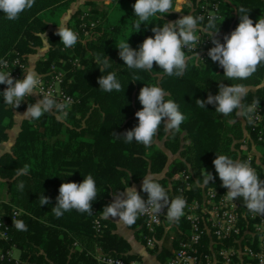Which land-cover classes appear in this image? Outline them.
<instances>
[{
  "label": "trees",
  "instance_id": "1",
  "mask_svg": "<svg viewBox=\"0 0 264 264\" xmlns=\"http://www.w3.org/2000/svg\"><path fill=\"white\" fill-rule=\"evenodd\" d=\"M72 1L35 0L33 7L14 21L7 20L0 12V58L18 54L25 60L26 55L33 53L45 38L47 49L34 62V70L44 73L50 64L59 66L64 71L63 88L74 97V103L63 120H57L50 113L38 120L23 118L10 150L0 154V179L6 183L7 202L21 210L10 223L8 242L1 243V246L13 245L20 259L33 264H91L89 249L94 244L129 262L134 256L127 252L128 243L113 232V223L103 218L102 213L114 195L123 193L132 184L152 175L164 187L166 181L177 178L178 171L187 169L198 183H203L205 175L201 172L207 170L214 179L204 186H214L222 192V181L213 161L222 154L233 160L237 157L235 149L244 147L240 142L244 129L259 155L254 170L264 180V117L262 123L254 125L245 116L242 127L235 113L223 116L215 112L214 105L206 104L201 108L196 103V100H207L209 94L217 95L221 83L225 86L242 84L248 89L243 103L250 105L254 100L259 101L257 106L264 115V64L258 66L248 79L227 80L223 68L210 59L208 52L200 62L184 50L188 67L182 77L164 75L155 63L151 72L129 69L119 58L115 42H126L129 38L130 47L138 50L146 38L154 37L152 28L185 15L171 8L172 13H158L142 24L139 31L134 27L137 17L133 5L136 0H110L114 9L119 10L118 18L112 23L106 13L96 14L93 9L96 0H84V4L91 6L88 8L91 15L87 10V17L99 16L100 21L93 28L95 33L91 38L82 43L77 41L71 50L73 55H69L58 35L49 32L43 38V34L48 24H56L59 15ZM189 6L192 12L194 0H190ZM218 8L220 17L216 18L215 28L209 31L223 29L232 33L240 22V8L248 11L254 25L259 18L264 19V0H221ZM76 21L79 23L78 19ZM207 23L208 19L201 25ZM216 39L225 42L220 37ZM73 57H77V65L71 63ZM103 61H107L109 67L106 68ZM109 73L116 74L122 86L120 91L99 89L98 79ZM144 86L163 88L168 93L165 100L176 102L185 116L179 131L169 132L161 124L150 147L135 140L125 143L124 137L113 135H121L138 126L135 113L142 110L138 96ZM5 89L6 85L0 84V141L6 139L5 131L12 124V111L33 104V101L22 102L15 109L6 105L2 96ZM243 158L240 155L237 161L241 162ZM25 165L29 166L28 174L17 176L16 171ZM89 174L97 187V196L91 202L92 213H79L73 209L57 218L51 210L56 206L61 184L82 183ZM20 182L24 183L23 191L18 187ZM142 183L135 190L145 200L147 193L142 191ZM175 183V186L179 185L178 178ZM198 189L193 186L192 193ZM42 196L49 198V204L41 206L39 199ZM0 205L4 208V216L10 220L11 207L4 202ZM94 219L101 224L98 232L92 227ZM16 220H22L27 231L17 230L13 225ZM140 224L138 216L134 224L125 225L137 235ZM161 233L160 228L157 229V237ZM171 241L175 247L176 241ZM74 242L77 245H73ZM166 255L167 248L158 253L159 258ZM0 264L9 262L0 260Z\"/></svg>",
  "mask_w": 264,
  "mask_h": 264
},
{
  "label": "clouds",
  "instance_id": "2",
  "mask_svg": "<svg viewBox=\"0 0 264 264\" xmlns=\"http://www.w3.org/2000/svg\"><path fill=\"white\" fill-rule=\"evenodd\" d=\"M35 0H0V12L9 21L19 18L20 14L30 10ZM172 0H136L133 5L134 16L137 17L134 27L140 31L141 25L150 18L164 13H172ZM239 24L236 29L225 36L224 43L215 38L218 31L214 29L216 17L210 16L208 23L201 27L202 16L184 15L182 18L164 23L163 26L152 28L154 37L146 38L138 50H133L127 41H121L117 48L119 58L129 69L153 71V65L163 70L164 75L182 77L188 67V57L184 49L189 51L197 46L199 37L197 32H205L211 37L215 45L208 51V56L213 62H218L224 70L227 80H245L250 78L258 66L264 64V19L255 23L249 18L246 9H238ZM60 37V43L65 48H72L78 40V35L68 27L61 25L56 33ZM197 58H200L196 52ZM99 62V58H97ZM3 63V62H0ZM104 66L109 67L107 61ZM163 77H161L162 79ZM99 89L104 92L121 90V83L115 73H109L98 79ZM0 84L6 85L2 96L6 105L18 108L25 97L38 94L36 90L41 85L37 73L28 69L22 80L14 81L11 74L0 71ZM41 91H43L41 89ZM248 89L242 84L225 86L219 85L217 95H208L207 100H196V103L205 108V105H214L215 112L223 116L235 113V117L247 116L249 121L257 109L259 101L254 100L251 105L243 103ZM168 93L159 86H144L141 88L138 100L142 110L135 113L138 126L121 135L113 133L116 137H124L125 143L135 142L150 147L154 143L161 124L169 132L179 131L185 116L179 111V106L172 99L165 100ZM72 103L71 98H65L58 102L51 92H47L42 99L27 107L22 116L38 120L45 113L56 116L57 120H63L67 116V109ZM19 115V114H18ZM214 168L222 181V187L228 191L225 198L234 201L243 197L245 207L254 215H264V180H261L256 171L247 163L234 161L227 155H219L213 161ZM29 166L25 165L16 171L17 176L27 175ZM214 177L207 173L204 185H208ZM19 189L23 191L24 183L20 182ZM142 191L147 193L145 201L134 188H127L123 193L114 197V202L107 205L102 213L103 218H119L127 225L135 223L139 214L152 212L160 214L167 207V219L170 222L178 221L183 216L186 201L182 197H176L169 203V198L164 187L157 182V178L149 175L143 178ZM97 196L96 182L91 174L83 179L82 183H63L59 188L56 206L52 208L53 214L60 218L65 212L76 210L79 213H92V201ZM41 206L49 204V198L42 196L39 199ZM19 231H27V226L22 220L13 222Z\"/></svg>",
  "mask_w": 264,
  "mask_h": 264
},
{
  "label": "built area",
  "instance_id": "3",
  "mask_svg": "<svg viewBox=\"0 0 264 264\" xmlns=\"http://www.w3.org/2000/svg\"><path fill=\"white\" fill-rule=\"evenodd\" d=\"M219 1L221 0H194L195 6L193 11H190V15L202 16L203 20L209 19L210 16L220 17L218 14ZM87 16L88 14L85 12L78 19L77 30L74 31L77 35L85 34L95 27L96 20ZM201 27L203 26L201 25ZM197 36L199 40L196 48L191 51L184 50L195 52L196 58L197 52L200 56L197 60L201 62L213 46L209 43L210 36L207 33L197 32ZM0 62H3L0 63V71L11 74L14 81L22 80L27 73L26 63L21 55L2 57ZM37 75L40 77L41 85L36 90L38 94L34 93L36 101L42 99L45 93L51 92L58 102L65 98H71L72 103L68 107L69 109L74 103V97L63 88L64 71L56 64H50L46 72L37 73ZM30 97L31 95L25 97L22 102ZM263 117L261 107L257 106L251 121L257 125L262 123ZM257 139L260 140L261 137H257ZM241 142L244 145L242 154L244 158L241 162H247L254 169L256 163L255 155L252 152L254 143L252 140L244 138ZM251 142L252 144H250ZM177 178L180 181L179 185L175 187L177 195L168 193L167 196L169 203L178 196L185 199L184 214L179 218V221L185 225L179 232L176 247L166 257L165 264H264V215H254L237 198L234 201L227 200L226 193L220 192L214 186H202L197 194L192 193L195 183L192 181L191 174L186 170L177 172ZM18 213H20L19 208L11 206L10 220H8L0 209V260H5L9 264H33L20 259L18 255H13V250H16L13 245L7 248L1 246V243L8 242L10 223ZM166 214L167 207L163 208L160 214L148 212L138 215L141 219L139 231L146 247L155 248L159 245L156 231L167 220ZM248 221H250L249 225ZM92 227L98 232L101 224L97 219H94ZM244 235L250 236L249 242L237 243V240L241 241ZM92 250L89 252L92 259L91 264L131 263V261L128 262L106 253L96 244Z\"/></svg>",
  "mask_w": 264,
  "mask_h": 264
},
{
  "label": "crops",
  "instance_id": "4",
  "mask_svg": "<svg viewBox=\"0 0 264 264\" xmlns=\"http://www.w3.org/2000/svg\"><path fill=\"white\" fill-rule=\"evenodd\" d=\"M101 0H96L97 3H99ZM73 4V3H72ZM107 8L104 9L102 12L106 13V16H109L108 9L114 10V4L108 0ZM119 13L116 17L118 18ZM111 19V18H110ZM115 19V20H116ZM113 20V22L115 21ZM61 22V21H60ZM57 20L56 24H48L46 27V30L43 34V38L47 33H54L56 34L58 32V28L61 25H66L65 22L60 23ZM47 49V43L45 41V38L42 41V44L38 47H36L35 51L33 53H30L26 55L25 63H26V70L32 69L34 70V62L37 58L43 56L45 54V51ZM35 71V70H34ZM31 100L33 101V104L36 103V99L34 98V94H31ZM27 110V107L19 109V110H13L12 111V124L9 128L6 129V139L0 141V154L3 152H8L13 144L14 138L16 136V133L19 128L20 121L23 118H27L26 116H22ZM19 114V115H18ZM139 183V182H138ZM133 185H136L134 189H136L140 184H132L129 188H133ZM6 183L4 179H0V200L1 196L5 192ZM115 195L111 198V203L114 202ZM114 225L113 232H115L117 235L121 236L129 245L128 253L133 255L134 258L131 260V262L134 264L136 261V264H165L166 257L169 255L170 251L174 248L171 244V240L176 241L177 245V238L179 236V232L183 229L184 225L182 222L175 221L170 222L168 219L162 223V226L158 227L160 228L162 233L159 235V245L155 248H148L143 243L139 241L137 238L138 236L134 233L133 229L128 228L125 223L119 220V218H108ZM176 238V239H175ZM172 242V241H171ZM176 247V246H175ZM167 248L168 249V255L160 257L158 256V253L161 249ZM150 250H153L151 252Z\"/></svg>",
  "mask_w": 264,
  "mask_h": 264
},
{
  "label": "rangeland",
  "instance_id": "5",
  "mask_svg": "<svg viewBox=\"0 0 264 264\" xmlns=\"http://www.w3.org/2000/svg\"><path fill=\"white\" fill-rule=\"evenodd\" d=\"M84 2V0H74V1H72V3L68 6V8L64 11V12H62L61 13V15H59V18H58V21L60 22V23H63V22H65V24L66 25H64L65 27H69L71 30H73V31H75V30H77L76 29V27H77V25H78V22L76 21V19H79V18H81V16H83V13H85L87 10H88V8H90L91 9V6H88V5H86V4H84L83 3ZM108 3V0H101V1H99V3H97L96 2V6L93 8V9H95L96 11V14H100L104 9H106L107 8V5H105V4H107ZM190 0H173V10L175 11V12H177V13H182V14H185V15H190V11H191V8H190ZM194 6H195V4H194ZM189 7V8H188ZM108 11L110 12L109 13V16L110 17H108V21H110V23H112L113 22V20H115L116 19V17H117V15H118V13H119V10L118 9H108ZM94 12V13H95ZM88 14L89 15H91V13L89 12V10H88ZM111 18V19H110ZM94 20H96V22H95V25L94 26H96L97 25V22H99L100 21V18H99V16H97V17H94L93 18ZM75 20V21H74ZM116 21V20H115ZM114 21V22H115ZM167 22H174L173 20H168ZM56 23H57V21H56ZM92 33H95V31H93V29L92 30H89V31H87L85 34H82V35H78V40L77 41H79V42H83L84 40H86V39H89V38H91V34ZM228 34H231V32L229 31V30H227V31H225V30H223V29H218V33L215 35L216 36V38H218V37H220L221 39H224V37L225 36H227ZM209 43L211 44V46H215L212 42H211V39H209ZM119 44V42L117 41V42H115V45H118ZM71 50H72V48H66V52L69 54V55H73V53L71 52ZM190 53V55H192V56H195L194 54H195V52H189ZM60 61V60H59ZM77 57H73V59L71 60V62H73L75 65H77ZM62 63H63V61H62ZM61 69V68H60ZM62 70V69H61ZM27 101H32L31 100V98H27V99H25V101L24 102H27ZM240 121H241V126L243 127V124H244V121H243V119H242V117H237ZM242 137L244 138V139H249V136H248V134L246 133V131H245V129L243 130V133H242ZM242 138V139H243ZM241 139V140H242ZM241 140H240V142H241ZM158 145H160V142H158L157 143ZM250 144H252V142L250 143ZM253 145V147H252V152H253V154L255 155V158H256V161H259V155H257V153H256V150L255 151H253L254 149H255V146H254V144H252ZM237 150V157L238 156H240V155H242L243 154V152H244V149L243 148H241V150L240 149H235V151ZM237 157L234 159V161H237ZM187 171L191 174V171L189 170V169H187ZM179 172V171H178ZM202 175H205L206 176V174L208 173L207 172V170H203L202 172ZM160 175H162V173H160ZM191 177H192V174H191ZM145 178V177H144ZM143 181V179L142 180H140L139 181V183H137V184H141V182ZM170 181V180H169ZM169 181H166V183H165V186H164V189H165V191H166V193L168 194V193H172L174 196H176L177 195V190H176V183H175V181L177 182V178H175V179H173L172 181H174V182H169ZM192 181L195 183L194 184V186H198V191L200 190V187H202V186H204V184L203 183H198L196 180H195V177L193 176L192 177ZM136 185H133V188L135 187ZM217 188V187H216ZM221 190L223 191V193H227V189L226 188H221ZM5 191V190H4ZM198 191H195L194 190V194H197V192ZM1 199L2 200H0V202H4V203H7L8 205H9V207H11L12 205H10L8 202H7V195H6V191L3 193V195L1 196ZM237 200L239 201V202H241V203H244V201H243V197H238L237 198ZM0 209L3 211V212H5L4 211V208L0 205ZM19 211H21L20 209H19ZM5 215V214H4ZM137 238L139 239V241L141 242V243H143L144 244V241L142 240V238H141V235H140V231H137ZM179 237V236H178ZM249 240H250V236H247V235H244L243 237H242V239H241V241H240V239H238L237 240V243H248L249 242ZM234 244H235V242H234ZM75 245H77L76 243H75ZM94 246V245H93ZM93 246H92V248H90L89 249V251L90 252H92L93 250ZM13 255H18V252H17V250H13ZM130 264H133L132 262L130 263ZM134 264H136V261L134 262Z\"/></svg>",
  "mask_w": 264,
  "mask_h": 264
}]
</instances>
